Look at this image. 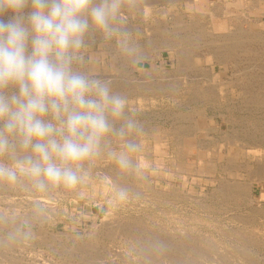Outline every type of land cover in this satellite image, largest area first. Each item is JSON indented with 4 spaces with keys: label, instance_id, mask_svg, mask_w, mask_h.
Segmentation results:
<instances>
[{
    "label": "rangeland",
    "instance_id": "1",
    "mask_svg": "<svg viewBox=\"0 0 264 264\" xmlns=\"http://www.w3.org/2000/svg\"><path fill=\"white\" fill-rule=\"evenodd\" d=\"M141 1L123 0L121 9L124 29L142 54L137 66L96 31L86 35L84 61L76 65L111 81L125 98L127 114L139 125L128 138L135 151L107 137L99 154L82 164V182L71 188L40 190L23 177L0 182V264H264V181H254L257 163L242 159L251 140L264 135V0H257L259 10L249 3L256 0H209L197 14L185 1L150 0L153 11L174 6L184 21L179 24L169 20L173 12L148 14ZM258 19L262 29L251 32ZM120 153H127V167L118 164ZM0 162L14 163L8 157ZM242 188L243 194L232 193Z\"/></svg>",
    "mask_w": 264,
    "mask_h": 264
},
{
    "label": "clouds",
    "instance_id": "2",
    "mask_svg": "<svg viewBox=\"0 0 264 264\" xmlns=\"http://www.w3.org/2000/svg\"><path fill=\"white\" fill-rule=\"evenodd\" d=\"M122 6L123 0H0V157L14 161L0 162V182L23 177L40 190L71 188L107 137L135 151L128 138L139 125L125 98L111 81L76 67L90 31L114 42L132 66L141 62ZM117 162L127 167V153Z\"/></svg>",
    "mask_w": 264,
    "mask_h": 264
},
{
    "label": "bare ground",
    "instance_id": "3",
    "mask_svg": "<svg viewBox=\"0 0 264 264\" xmlns=\"http://www.w3.org/2000/svg\"><path fill=\"white\" fill-rule=\"evenodd\" d=\"M151 1H152V0H151ZM151 1H149V3H145V4L147 5V12H148V14H151V13H157L156 15H160V17H163V16H165V15H167V14H170L169 12H171V13L173 12V16H174V18H171V19H169V20L172 21L173 19H175V21H177L178 24H179V20H181L182 17H181V15H179V14L177 15V12L175 11V7H174V6H171V7L168 8V9H164V8H162V9H159V10L156 9L155 11H153L152 8H154V4H155V3H154V2H151ZM165 1H167V3H169V2L171 3V2H174L175 0H164V2H165ZM176 1H177V0H176ZM181 1H185V2H186L187 7L191 10V12H192L193 14H197V13H198V11L196 10V8L199 7V5H203V4L205 5V4H208V3H209L208 0H181ZM243 1H244V0H243ZM246 1H247V0H246ZM248 1H249V0H248ZM144 2H145V1H144ZM150 2H151V3H150ZM156 2H157V1H156ZM249 3H250L251 5H253V6L256 5L255 7H256V9H258V10H259V9H262V7L259 6V5H260V2L257 1V0H256V1H250ZM249 3H248V5H249ZM145 4H144V5H145ZM216 5H217V4H216ZM249 6H250V5H249ZM257 7H258V8H257ZM188 8H187V9H188ZM135 11H136V10H135ZM203 13H204V12H203ZM201 14H202V12H201ZM261 14L264 15L263 12H262ZM151 15H152V14H151ZM170 15H172V14H170ZM202 15H203V14H202ZM173 16H172V17H173ZM200 16H201V15H200ZM214 16H215V15H214ZM157 17H158V16H157ZM176 17H178V18H176ZM189 17H190V16H189ZM194 17H195V16H194ZM194 17H192V18H194ZM158 18H159V17H158ZM164 18H165V17H164ZM164 18H163V19H164ZM168 18H170V17H168ZM195 18H197V17H195ZM156 20H158V19H156ZM197 20L199 21V19H197ZM197 20H196L195 22H197ZM202 20H203V19H202ZM160 21H161V20H160ZM166 21H167V20H166ZM189 21H191V20H189ZM192 21H193V19H192ZM192 21H191V22H192ZM155 22H156V21H155ZM157 22H158V21H157ZM172 22H174V21H172ZM180 22L182 23V22H184V21L181 20ZM191 22H190V23H191ZM253 22H254V21H253ZM168 23H169V22H168ZM170 23H171V22H170ZM175 23H176V22H175ZM175 23H174V24L172 23L173 28H174L175 25H177V24H175ZM202 23H203V22H202ZM209 23H210V22H208V24H209ZM164 24H166V23L164 22ZM184 24H185V23H184ZM193 24H194V22H193ZM197 24H198V23H197ZM208 24H207V25H208ZM181 25H182V24H181ZM185 25H186V24H185ZM188 25H189V24H188ZM200 25H201V23H200ZM202 25H205V24H202ZM159 27H160V26H159ZM184 27H185V26H184ZM184 27H183V29H184ZM193 27H196V26L194 25V26H192V28H193ZM199 27L202 29L203 26H199ZM208 27H209V25H208ZM262 27H263V22L260 21V19H258V20L255 21L254 24L250 25L249 30H250L251 32H256V33H257V31L259 32V31L262 29ZM178 28H179V27H178V25H177V28H176V29L179 30L180 28H179V29H178ZM186 28H187V25H186ZM189 28H190V27H189ZM226 28H228L227 25H217V29H219V30H220V29H221V30H224V29H226ZM162 29H164V28H162ZM176 29H175V30L172 29V30H173V31H176ZM181 29H182V28H181ZM181 29H180V30H181ZM208 29L210 30V28H208ZM184 30H185V29H184ZM206 30H207V29H206ZM229 30H230V29H229ZM157 31H158V29H157ZM159 31H161V27H160V30H159ZM167 31H168V30H167ZM204 31H205V30H204ZM162 32H163V31H162ZM162 32H161V33H162ZM198 32H199V31H198ZM235 32H236V31H235ZM166 33H167V32H165V34H166ZM168 33H170V32L168 31ZM200 34H201V33H200ZM200 34L198 33V35H200ZM202 34H204V33H202ZM208 34H209V33H208ZM169 35H170V34H169ZM204 35H205V34H204ZM216 35H217V34H216ZM252 35H253V34H252ZM257 35H260V34H257ZM257 35H256V37H258ZM261 35H262V34H261ZM210 36H211V34H210ZM224 37H225V36H224ZM235 37H236V36H235ZM263 37H264V35H263ZM207 38H208V37H207ZM258 38H259V37H258ZM260 38H261V37H260ZM226 39H227V38H226ZM230 39H231V37H230ZM224 40H225V39H224ZM174 41H175V40H174ZM176 41H177V40H176ZM178 41H179V40H178ZM178 41H177V42H178ZM212 41H213V40H212ZM214 41H215V39H214ZM217 41H218V40H217ZM222 41H223V40H222ZM232 41H233V39H232ZM161 42H162V41H161ZM177 42H174V45H175V43H177ZM208 42H209V41H208ZM224 42H225V41H224ZM227 42H228V41H227ZM227 42H225V43H227ZM233 42H234V41H233ZM225 43H224V46H225ZM231 43H232V42H231ZM178 44H179V43H178ZM183 44H184V43H183ZM211 44H212V42H211ZM228 44H229V42H228ZM160 45H161V44H160ZM165 45H166V44H165ZM184 45H185V44H184ZM214 45H215V44H213L212 46H214ZM232 45H233V44H232ZM235 45H236V44H235ZM176 46H177V45H176ZM218 46H219V45H218ZM221 46H222V45H221ZM226 46H227V45H226ZM229 46L231 47V45H229ZM169 47L171 48V46H169ZM232 47H233V46H232ZM162 48H163V47H162ZM225 48H226V47H225ZM213 49H214V48H213ZM222 49H223V47H222ZM170 50H171V49H170ZM174 50H176V49H174ZM179 50H180V49H179ZM223 50H225V49H223ZM185 51H186V50H185ZM174 52H175V51H174ZM176 52H177V51H176ZM181 52H182V51H181ZM226 52H227V51H226ZM226 52L224 51L225 55H226ZM220 53H221V52H220ZM227 53H228V52H227ZM222 54H223V52H222ZM223 55H224V54H223ZM225 55H224V56H225ZM175 56H176V55H175ZM221 56H222V55H221ZM191 59H192V58H191ZM191 59H190V60H191ZM218 59H219V58H218ZM218 59H217V60H218ZM185 60H186V59H185ZM224 60H226V59H224ZM224 60H220V61L223 62ZM187 61H188V60H187ZM220 61L218 60V62H220ZM179 63H180V60H179ZM183 63H184V62H183ZM185 64H186V62H185ZM185 64H184V65H185ZM188 64H189V63H188ZM191 64H192V63H191ZM185 67H186V66H185ZM217 67H218V66H217ZM200 69H201V68H200ZM208 71H209V69H208ZM208 71H207V72H208ZM202 72H203V71H202ZM208 73H209V72H208ZM210 74H211V73H210ZM213 74H214V72H213ZM203 75H204V74H203ZM214 76L217 77V75H214ZM207 77H208V76H207ZM218 77H219V76H218ZM240 77H242V76H240ZM209 78H210V76H209ZM254 78H255V77H254ZM207 79H208V78H207ZM252 79H253V78H252ZM203 80H204V79H203ZM211 80H212V79H211ZM215 80H216V79H215ZM239 80H240V79H239ZM200 81H201V80H200ZM207 81H208V80H207ZM212 81H213V80H212ZM212 81H211V83H212ZM217 81H218V80H217ZM225 81H226V80H225ZM230 81H231V80H229V84H230ZM240 81H241V80H240ZM203 82H204V81H203ZM213 82H214V81H213ZM226 82H227V81H226ZM233 82H234V80L231 81V83H233ZM235 82H236V81H235ZM241 82H242V81H241ZM241 82H240V83H241ZM251 82H252V81H251ZM198 83H199V82H198ZM198 83H196L195 86H197ZM214 83H216V82H214ZM217 83H219V82H217ZM237 83H238V82H237ZM229 84H228V85H229ZM233 84H236V83H233ZM245 84H246V83H245ZM255 84H256V83H255ZM199 85H200V83H199ZM217 85H218V84H217ZM236 85H237V84H236ZM242 85H243V84H242ZM247 85H249V83H247ZM195 86H194V87H195ZM200 86H201V85H200ZM240 86H241V85H240ZM243 86H244V85H243ZM243 86H241V87H242V88H241L242 90L244 89ZM249 86H250V85H249ZM252 86H253V85H252ZM194 87H193V88H194ZM231 87H232V86H231ZM190 88H191V87H190ZM193 88H192V89H193ZM195 88H196V87H195ZM197 88H198V87H197ZM236 88H237V87H236ZM215 89H216V87H215ZM241 89H240V90H241ZM198 90H199V89H198ZM221 90H222V89H221ZM221 90L219 89V91H221ZM224 90H225V89H223V91H224ZM203 91H204V90H203ZM219 91H218V93H219ZM223 91H222V92H223ZM248 91H249V88H248ZM193 92H195V91H193ZM196 92H197V90H196ZM201 92H202V90H201ZM208 92H209V91H208ZM225 92H226V91H224L223 93H225ZM228 92H229V89H228L227 93H228ZM255 92H256V91H255ZM223 93H220V94H223ZM246 93H248L247 90H246ZM246 93H245V94H246ZM251 93H252V91L250 92V96H252ZM198 94H199V93H198ZM245 94H244V95H245ZM262 94H264V93H262ZM262 94H259V95H262ZM191 95H193V94H191ZM242 95H243V94H242ZM253 95H254V93H253ZM259 95H257V96H259ZM217 96H218V95H217ZM221 96H223V95H221ZM239 96H240V95H239ZM255 96H256V95H255ZM262 96H263V95H262ZM198 97H199V96H198ZM259 97H260V96H259ZM246 98H248V96H247ZM260 98H262V97H260ZM260 98H259V99H260ZM138 99H139V98H138ZM196 99H197V98H196ZM262 99H263V98H262ZM220 100H221V99H220ZM243 100H244V99H243ZM245 100H246V99H245ZM252 100H253V99H252ZM205 101H206V100H205ZM215 101H216V100H215ZM215 101H213V102H215ZM247 101H248V100H247ZM256 101H257V100H256ZM256 101H255V102H256ZM259 101H261V100H259ZM259 101H258V102H259ZM207 102H208V100H207ZM262 102H263V101H262ZM197 103H198V102H197ZM200 103H201V102H200ZM248 103H249V102H248ZM250 103H251V100H250ZM208 104H209V103H208ZM208 104H207V105H208ZM215 104H216V103H215ZM215 104H214V105H215ZM253 104H254V103H253ZM202 105H203V104H202ZM217 105H218V104H217ZM247 105H249V104H247ZM250 105H251V104H250ZM259 105H260V103H259ZM259 105H257L256 107H258ZM263 105H264V104H263ZM210 106H211V105H210ZM219 106H220V105H219ZM197 107H198V106H197ZM203 107H204V106H203ZM243 107H246V104H244ZM243 107H242V109H243ZM254 107H255V104H254ZM254 107H253V108H254ZM198 108H199V107H198ZM201 108H202V107H201ZM205 108H206V107H205ZM226 108H227V107H226ZM203 109H204V108H203ZM209 109H210V108H209ZM218 109H219V108H218ZM259 109H260V108H259ZM197 110H198V109H197ZM197 110L195 111L196 113L198 112ZM244 110H245V108H244ZM247 111H248V110H247ZM252 111H253V110H252ZM225 112H226V111H225ZM253 112H254V111H253ZM210 113H211V112H210ZM197 114H198V113H197ZM200 114H201V113H200ZM211 114H212V113H211ZM218 114H219V113H218ZM218 114H217V115H218ZM238 114H240V113H238ZM213 115H214V114H213ZM224 115H227V114H224ZM187 116H188V115H187ZM237 116H238V115H237ZM188 117L190 118V116H188ZM220 117L222 118L221 115H220ZM244 117H245V116H244ZM249 117H250V116H249ZM181 118H184V117L181 116ZM212 118H213V117H212ZM214 118H215V117H214ZM221 118H220V119H221ZM227 118H228V117H227ZM233 118H234V117H233ZM179 119H180V118H179ZM246 119H247V118H246ZM173 120H174V119H173ZM175 120H176V119H175ZM177 121H178V120H177ZM184 121H185V119H184ZM184 121H183V122H184ZM219 121H220V120H219ZM222 121H223V120H222ZM228 121H229V120H228ZM236 121H237V120H236ZM246 121H247V120H246ZM253 121H254V120H253ZM253 121H252V122H253ZM206 122H207V120H206ZM220 122H221V121H220ZM224 122H225V121H224ZM254 122H255V121H254ZM172 123H173V122H172ZM181 123H182V122H181ZM225 123H226V122H225ZM173 124H175V123H173ZM248 124H249V123H248ZM253 124H254V123H253ZM176 125H177V124H176ZM178 125H179V124H178ZM185 125H186V124H185ZM206 125H207V124H206ZM180 126H181V125H180ZM191 126H192V125H191ZM191 126H190V127H191ZM210 126H211V125H210ZM252 126H253V125H252ZM182 127H183V126H182ZM190 127H189V128H190ZM193 127H194V126H192V128H193ZM253 127H254V126H253ZM262 127H264V126H262ZM179 128H180V127H179ZM217 128H218V127H217ZM244 128H245V127H244ZM254 128H256V127H254ZM194 129H195V128H194ZM207 129H208V128H207ZM242 129H243V128H242ZM257 129L259 130V128H257ZM173 130H174V129H173ZM182 130H184V128H183ZM185 130H186V129H185ZM189 130H190V129H189ZM189 130H187V131H189ZM234 130H235V129H234ZM243 130H245V129H243ZM250 130H251V129H250ZM260 130H261V128H260ZM167 131H168V130H167ZM176 131H177V130H176ZM216 131H217V130H216ZM216 131H213V132H216ZM239 131H240V130H239ZM246 131H248V130H246ZM256 131H257V130H256ZM261 131H263V130H261ZM173 132H174V131H173ZM182 132H183V131H182ZM203 132H204V131H203ZM233 132H234V131H233ZM258 132H259V131H258ZM263 132H264V131H263ZM176 133H177V132H176ZM243 133H245V132H243ZM261 133H262V132H261ZM172 134H173V133H172ZM194 134H195V133H194ZM208 134H209V133H208ZM225 134H226V132H224V135H225ZM253 134H254V133H253ZM195 135H196V134H195ZM238 135H239V134H238ZM238 135L236 136L237 138L240 137V136L238 137ZM179 136H180V134H179ZM193 136H194V135H193ZM215 136H216V135H215ZM215 136H214V137H215ZM221 136H223V135H221ZM227 136H228V135H227ZM248 136H251V135H248ZM258 136L261 137L262 135H261V136L258 135ZM188 137H189V136H188ZM219 137H220V136H219ZM225 137H226V136H225ZM225 137H222V138H225ZM263 137H264V135H263ZM263 137H261V138H258V137H257V138H254V139H252V138H253V137H252V138H251V139H252V140H251V143L249 144V146L247 145V147L249 148V149H248V154H245V155L242 157V159L247 160V161L250 162V163H251L252 161H255V162L257 163L258 167H260V168L257 169V172H256L257 177L254 178V181H256V182H257V180L264 181V171H263V168H264V138H263ZM208 138H209V137H208ZM229 138H230V137H229ZM232 138H233V137H232ZM240 138H241V137H240ZM163 139H166V138H163ZM197 139H198V137H197ZM203 139H204V138H203ZM205 139L207 140V137H206ZM220 139H221V138H220ZM220 139H219V140H220ZM226 139H227V138H226ZM187 140L189 141V144L192 145L193 140H192V139H187ZM217 140H218V139H217ZM221 140H222V139H221ZM227 140H228V139H227ZM233 140H234V139H233ZM201 141H202V140H201ZM208 141H209V140H208ZM212 141L214 142V140H212ZM231 141H232V140H231ZM210 142H211V141H210ZM226 142H227V141H226ZM233 142H234V141H233ZM239 142H240V141H238V143H239ZM247 142H248V141H247ZM247 142H245V143H247ZM198 143H199V142H198ZM198 143H197V144H198ZM222 143H223V140H222ZM238 143H236V144L238 145ZM242 143H243V142H242ZM207 144H208V143H207ZM207 144H206V145H207ZM228 144H230V143H228ZM231 144H232V143H231ZM240 144H241V143H240ZM240 144H239V146L242 145V144H241V145H240ZM199 145H200V143H199ZM202 145H204V144H202ZM233 145H234V144H233ZM243 145H244V144H243ZM243 145H242L241 147H243ZM207 146H209V145H207ZM212 146H213V145H212ZM245 146H246V145H245ZM197 147H198V146H197ZM197 147H196V148H197ZM213 147H214V146H213ZM201 148H202V150H203V147H201ZM209 148H211V147H209ZM214 148H215V147H214ZM214 148H212V149H214ZM220 148L222 149V147H220ZM214 150H215V149H214ZM214 150H213V151H214ZM216 150H217V149H216ZM242 150H243V149H242ZM238 151H239V150H238ZM199 152H200V151H199ZM209 152H210V151H209ZM211 152H212V151H211ZM214 152H215V151H214ZM214 152H213V153H214ZM205 153H206V152H205ZM236 153H237V152H236ZM231 154H232V153H231ZM250 154H251V158L249 157ZM198 155H199V154H198ZM207 155L210 157V156H211V153H210V154H207ZM212 155H213V154H212ZM215 155H216V154H215ZM201 156H204V154L201 155ZM208 156H207V157H208ZM224 156H225V154H224ZM212 157H213V156H212ZM229 157H230V155H229ZM229 157H228V158H229ZM232 157H233V155H232ZM232 157H231V159H232ZM203 158H205V157H203ZM215 158H216L218 161H219V160L221 161L222 158H223V155L219 153V154L216 155ZM234 158H235V156H234ZM234 158H233V159H234ZM236 158H237V157H236ZM239 158H240V157H239ZM239 158H238V159H239ZM209 159H210V158H209ZM231 159H230V160H231ZM198 160H199V159H198ZM234 160H235V159H234ZM212 161H213V160H212ZM201 162H202V161H201ZM246 163H247V162H246ZM212 164H213V162L210 163L209 165H212ZM180 165H183V163L180 164ZM180 165H179V166H180ZM203 165H204V164H203ZM209 165H208L205 169H206V172L211 173L210 170H209V169H210ZM180 167H182V166H180ZM251 167H252V165H251ZM179 169H180V168H179ZM259 169H260V170H259ZM180 170H181V169H180ZM189 170H190V169H188L187 172H189ZM201 171H202V170H201ZM221 171H223V170H221ZM234 171H235V170H234ZM184 172H185V171H184ZM202 172H203V171H202ZM230 172H231V171H230ZM256 174H255V175H256ZM248 185H249L250 187H249V186H248V187H245L246 190H245L244 188L239 189V190H238V189H235V190L232 191V193H233V192H238L239 195H240V194L242 193V190H245V191L248 193V195H251V190H252V187H253V183L248 184ZM234 186H235V185H234ZM237 186H238V185H237ZM235 187H236V186H235ZM235 187H234V188H235ZM115 192H116V191H115ZM246 192H245V193H246ZM242 194H243V193H242ZM243 196H244V195H243ZM247 198H248V197H247ZM28 203H29V201H28ZM30 203H31V202H30ZM40 204H41V203H40ZM9 205H11V204L9 203ZM19 205H20V204H19ZM55 206H56V204H55ZM202 207H203V206H202ZM202 207H201V208H202ZM9 208H10V207H9ZM20 208H21V207H20ZM25 209H26V208H25ZM6 210H7V209H6ZM14 210H15V209H14ZM29 210H30V209H29ZM16 211H17V209H16ZM10 212H11V211H10ZM17 212H18V211H17ZM25 212H26V211H25ZM25 212L22 211V214H25ZM7 213H9V212L7 211ZM10 214H11V213H10ZM12 214H13V213H12ZM20 214H21V213H20ZM13 215L16 216V215H18V214L14 213ZM25 215L27 216V215H28V212H27V214H25ZM21 216H22V217H21ZM21 216H20L21 218L25 217V218H23L24 221H25V219L28 218V217L26 218V216H24V215H21ZM233 216H234V215H233ZM17 217H18V216H17ZM17 217H16V218H17ZM12 218H13V217H12ZM18 218H19V217H18ZM5 219H6V218H5ZM3 221H5V220H3ZM10 221H11V220H10ZM12 221H13V220H12ZM14 222H15V220H14ZM18 222H19V221H18ZM20 222H21V221H20ZM1 223H2V222H1ZM18 224H19V223H18ZM11 225H12V224H11ZM15 225H17V224H15ZM13 227H15V226H13ZM19 227H20V226H19ZM16 228H17V227H16ZM16 228H15V229H16ZM15 229H14V230H15ZM14 230H13V231H14ZM30 230H31V229H30ZM13 231H12V232H13ZM17 231H18V230H17ZM28 232H30V231L28 230ZM31 233H32V232H31ZM22 234H23V233H22ZM19 235H20V234H19ZM24 235H25V234H24ZM26 235H27V234H26ZM30 235H31V234H30ZM28 236H29V235H28ZM0 237H1V236H0ZM13 237H14V236H13ZM25 237H26V236H25ZM25 237H24V238H25ZM9 238H10V237H8V239H9ZM15 238H16V237H15ZM4 239H6V238H4ZM4 239H3V241H4ZM16 240H17V239H16ZM6 241H7V240H6ZM6 241L4 242V244L6 243ZM8 241H9V240H8ZM9 242H10V241H9ZM7 244H8V243H7ZM21 244H22V243H21ZM2 255H3V254H2ZM2 262H3V261H2Z\"/></svg>",
    "mask_w": 264,
    "mask_h": 264
},
{
    "label": "crops",
    "instance_id": "4",
    "mask_svg": "<svg viewBox=\"0 0 264 264\" xmlns=\"http://www.w3.org/2000/svg\"><path fill=\"white\" fill-rule=\"evenodd\" d=\"M144 1H145V2H144ZM149 1H150V0H142V1H141V4L143 5V4H145V3H149ZM208 1H209V0H208ZM150 3H151V2H150ZM122 15H123V14H122Z\"/></svg>",
    "mask_w": 264,
    "mask_h": 264
}]
</instances>
